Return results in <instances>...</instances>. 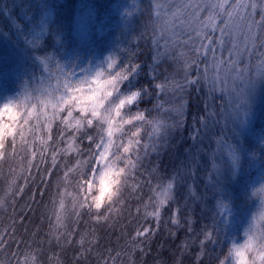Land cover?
I'll use <instances>...</instances> for the list:
<instances>
[{"label": "trees", "instance_id": "16d2710c", "mask_svg": "<svg viewBox=\"0 0 264 264\" xmlns=\"http://www.w3.org/2000/svg\"><path fill=\"white\" fill-rule=\"evenodd\" d=\"M158 12L157 0H0V105L48 80L66 93L65 85L76 81L78 73L86 75L93 57L113 49L118 70H139L132 80L142 89L143 102L133 111L152 121L141 125L143 147L137 146L140 159L133 171L129 161L136 155H130L128 141L134 128L120 111L123 120L115 122L109 157L116 162L112 165H119V192L102 212L73 204L63 209L67 218L61 227L54 223L51 205L62 183L57 175L47 183L39 177L35 184L40 195H18L15 210L0 215L3 264H13V253L30 245L42 253L44 264L57 259L63 264H219L226 256L225 264H234V247L252 214L248 182L264 163L256 137V129H264V81L256 90L258 111L251 130L244 134L219 105L222 97H206L185 79L177 59L165 57ZM40 63L48 66L47 72L39 70ZM116 103L110 99L98 118L68 133L80 150L63 156L65 168L77 158L96 163L95 142L106 138ZM212 118L217 122L212 124ZM39 129V122L34 123L31 134ZM218 137L226 152L229 146L234 149L233 177V165L229 163L228 172L225 160L226 178L212 170ZM25 143L17 144L16 160L26 159ZM13 165L0 162V172ZM157 212L159 216L148 215Z\"/></svg>", "mask_w": 264, "mask_h": 264}, {"label": "rangeland", "instance_id": "374dc122", "mask_svg": "<svg viewBox=\"0 0 264 264\" xmlns=\"http://www.w3.org/2000/svg\"><path fill=\"white\" fill-rule=\"evenodd\" d=\"M157 2L159 4L157 17L162 22L160 33L163 37L162 46L165 57L172 55V59H177L178 62H176L177 64L179 63L178 67L182 71L181 73L186 74L184 76L185 79L188 81L192 80L194 82L192 83V86H196L202 93L204 91L207 95L206 97L216 96L219 99L222 97L223 101L219 102V105L223 104L224 113L231 117L230 121L239 127L244 134H248L251 130V122L254 121L255 115L258 111L255 94L259 85L264 81V57L253 56L250 59L246 54L243 57L244 63L241 65L244 68V76L239 79L236 78V74H233L231 79H226L224 73L221 71L224 65L215 63L211 56L205 60V57L201 55L196 63H192L194 54L192 53L191 56L189 49L180 47L179 45L173 47L171 41H169V46L167 48L165 47V37L170 35V31L165 30V25H169L170 28L169 22L172 21L174 14L179 9L172 7L171 11H167L170 7L167 0H157ZM162 9H164L165 12H162ZM259 13L260 8L258 7L257 15L255 17L257 20H259ZM208 16L209 12L207 10H202L200 12V18L202 21H206ZM215 23L218 25L220 24L219 17L215 18ZM210 34L218 36L219 32ZM193 35H195V33H193ZM257 35H259V30H257ZM217 55L219 57V53ZM226 58V54L223 57H220V59ZM109 64H112L113 66L109 68ZM117 65L118 53L113 49L102 56H95L90 60L87 74L82 75V73H78V78L72 83V85L75 86L77 81L84 77H89L91 80L97 71L104 73V76L99 78L101 82H103L106 77L114 76L118 73H127L126 69L118 70ZM39 66V70H43L44 68L45 72L48 71V66L45 65V63H40ZM193 75L196 76L193 78ZM176 81H178V79H176ZM88 86L89 85L87 84L81 85V87L85 89L84 93L73 91L66 95L65 93H60L57 90V86L53 84L52 81L50 82L48 80L43 84H39L38 88H35L33 91L29 89L20 90L7 97L2 104L17 102L22 108L32 109L39 113L40 129L37 133H33L29 136L28 141H30V143H25L24 151L26 153V159L19 160L20 163H24L29 169L27 174V185L24 187L23 191L20 192L18 186L14 187L10 184V178L13 174L11 169L19 167V164L14 163L11 169L5 174L4 172H0V215H7V213L10 214L12 209L15 210L16 206L14 205V201L18 195H24L26 192L29 196L34 197L36 194H39L38 188L36 187L37 184H35L39 180V177L45 178L42 180L47 183L54 175L60 176L63 171L67 170L64 165L66 161H63V156L66 154L62 149H67L68 138L72 137L68 135V133L71 130L76 131L81 127L77 126L69 129L61 122L65 119L71 118L73 115H80V118L84 122L90 123L100 116L102 108L111 99L110 97H107L105 93L101 92L99 95L91 96L86 99L83 102L82 108H71L70 110L69 104L63 103L64 100H69L70 95H86ZM92 86L95 87L96 85L93 84ZM213 93L216 95H213ZM70 103H75V101H71ZM53 105H56V107H53ZM231 105L230 112H228V108ZM111 114L115 117L109 121V126H107L108 131L105 136L106 138L101 142H95V146L93 145V150L96 151L98 155L96 163L98 162L100 165L104 166H107L105 161H109L110 154L114 147V135L117 131L115 122L117 120L116 117L120 116V108L114 106L111 110ZM215 122H217L215 118H212L211 123L213 124ZM222 124L224 128L226 123L222 121ZM256 130V137L258 138L257 140L260 145L259 147L263 151V156L258 157L259 160L264 161V136H262L264 129ZM206 134L207 133L202 130L200 135L205 136ZM41 139L46 140L47 143L42 144ZM216 141L212 153L214 161L212 170L216 172V175L219 178L220 176H226L223 171L227 172V168L225 167L224 169V163L221 162L224 160L226 161L228 164V172H230L229 163L230 165H233L236 156L224 150L220 137L216 138ZM195 150H198V146ZM29 155L34 156V160L30 165L26 164ZM102 157L105 159H101ZM208 157L210 156L208 155ZM232 167L233 170L230 172V177H233L237 172L236 166L233 165ZM114 168L115 166L112 165L110 171ZM212 170H210L209 176L206 175L208 179L211 178ZM117 174L118 172H116V175ZM248 188L250 191L248 202L252 207V214L243 229L241 239L234 247V264H240V260L235 255L238 250L244 253L242 259L248 261V264H252L253 261L255 264H261V261L259 260V252L260 249L264 247V163L250 178ZM32 200L33 199H31V201ZM52 201L51 219L61 227V223L63 222V219H61L63 217V210L58 207L57 196H55ZM10 207L12 208L10 209ZM21 211L23 210H19L13 214V218ZM30 212L32 215L34 214L33 209H31ZM47 217H49L48 214Z\"/></svg>", "mask_w": 264, "mask_h": 264}, {"label": "snow or ice", "instance_id": "6c2138e0", "mask_svg": "<svg viewBox=\"0 0 264 264\" xmlns=\"http://www.w3.org/2000/svg\"><path fill=\"white\" fill-rule=\"evenodd\" d=\"M167 3L170 5L167 11H171L172 7L179 10L169 22L170 28L169 25H165V30L170 31V35L165 37V47L167 48L171 41L173 47L179 45L189 49L194 54L192 63H196L201 55L205 57V60L211 56L215 63L224 65L221 71L226 79H231L233 74H236V78L239 79L244 76V68L241 65L244 63L243 57L246 54L250 59L253 56L264 57V0H259V3L258 0H167ZM258 7L260 8L259 20L255 18ZM202 10L209 12L206 21L200 18ZM162 12L165 10L162 9ZM216 17L220 18L219 25L215 23ZM257 30H259V35H257ZM215 32H219V35L210 34ZM225 54L227 58L220 59ZM112 66V64L108 65L109 68ZM138 73V69H130L127 73L106 77L101 82L99 78L104 76V73L97 71L91 80L89 77H84L78 80L75 86L71 83L65 85L67 95L73 91L84 93L85 89L81 85L87 84L89 86L86 95H70L69 100L63 101V103H68L70 108H82L86 99L99 95L101 92L110 97L111 101H119L120 111L128 117L126 123L134 128L132 137L128 141L132 145L130 155H136L135 161H129V166L133 171L137 168L140 159L137 146L143 147L140 145L141 125L152 123L146 119L144 112L133 111L135 106L143 102L142 89L137 88L132 80V77ZM189 83L194 82L189 81ZM93 84L96 86L93 87ZM156 88L163 90L164 85L157 84ZM71 101L75 103H70ZM3 106L22 107L17 102H9ZM125 109L127 111H123ZM88 142L91 145V139ZM229 151L234 155V149L231 146H229ZM171 187L172 185L169 184L168 188ZM160 203L163 204L164 200ZM148 215L159 216V213ZM144 234V232H139L138 236ZM0 243H3L2 239ZM235 255L240 260V264H248V261L242 259L244 253L238 250ZM227 260L226 256L224 260L219 261V264H225ZM259 260L261 264H264V247L260 249ZM252 264L255 262L253 261Z\"/></svg>", "mask_w": 264, "mask_h": 264}, {"label": "clouds", "instance_id": "9594fccd", "mask_svg": "<svg viewBox=\"0 0 264 264\" xmlns=\"http://www.w3.org/2000/svg\"><path fill=\"white\" fill-rule=\"evenodd\" d=\"M116 107L120 108L119 101ZM116 118L123 120V117ZM38 122L39 113L32 109L0 105V162L9 160L19 164V167L11 169L13 174L10 184L14 187L18 186L20 192L27 185L29 169L24 163L16 160L15 149L18 143H30L26 141V137L34 131V123ZM61 123L71 129L77 126L82 127L84 121L80 115H73ZM41 143L46 144L47 141L41 139ZM79 150L80 146L76 144L74 136L68 138L67 149H62L66 155L76 154ZM33 160L34 156L29 155L26 164L30 165ZM105 163L107 166L100 165L98 162L91 164L87 159L77 158L67 170L63 171L58 177V180L62 182L57 185L58 207L63 210L75 204L97 213L102 212L119 192V177L116 175L119 165L116 164V167L110 171L112 164L116 162L106 160ZM73 177H76L75 181ZM69 201H72V204L68 203ZM66 218L65 214L61 219ZM41 257L42 253L30 245L22 251L18 250L13 253V264H44ZM56 264H63V261L57 259Z\"/></svg>", "mask_w": 264, "mask_h": 264}]
</instances>
